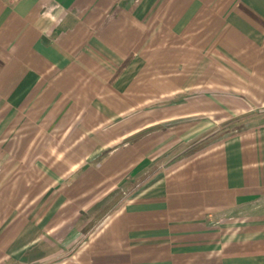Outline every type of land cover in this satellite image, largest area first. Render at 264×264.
I'll list each match as a JSON object with an SVG mask.
<instances>
[{
	"label": "crops",
	"instance_id": "0c3cea01",
	"mask_svg": "<svg viewBox=\"0 0 264 264\" xmlns=\"http://www.w3.org/2000/svg\"><path fill=\"white\" fill-rule=\"evenodd\" d=\"M0 264H264V0H0Z\"/></svg>",
	"mask_w": 264,
	"mask_h": 264
},
{
	"label": "rangeland",
	"instance_id": "374dc122",
	"mask_svg": "<svg viewBox=\"0 0 264 264\" xmlns=\"http://www.w3.org/2000/svg\"><path fill=\"white\" fill-rule=\"evenodd\" d=\"M257 114V113H256ZM255 114V115H256ZM129 191L128 185L121 186L117 190L112 193L111 196L106 198L102 204L98 207H95V218L94 223H98V221L107 213H109L122 199L126 196Z\"/></svg>",
	"mask_w": 264,
	"mask_h": 264
}]
</instances>
